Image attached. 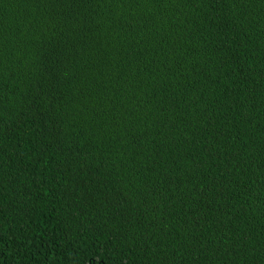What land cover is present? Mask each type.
Returning a JSON list of instances; mask_svg holds the SVG:
<instances>
[{"label": "trees", "instance_id": "16d2710c", "mask_svg": "<svg viewBox=\"0 0 264 264\" xmlns=\"http://www.w3.org/2000/svg\"><path fill=\"white\" fill-rule=\"evenodd\" d=\"M0 264H264V0H0Z\"/></svg>", "mask_w": 264, "mask_h": 264}]
</instances>
